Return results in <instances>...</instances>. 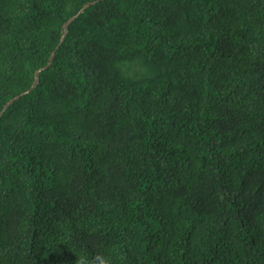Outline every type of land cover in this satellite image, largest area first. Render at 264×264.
<instances>
[{
    "label": "trees",
    "instance_id": "16d2710c",
    "mask_svg": "<svg viewBox=\"0 0 264 264\" xmlns=\"http://www.w3.org/2000/svg\"><path fill=\"white\" fill-rule=\"evenodd\" d=\"M2 112L0 264H264V0H0Z\"/></svg>",
    "mask_w": 264,
    "mask_h": 264
},
{
    "label": "water",
    "instance_id": "95a60500",
    "mask_svg": "<svg viewBox=\"0 0 264 264\" xmlns=\"http://www.w3.org/2000/svg\"><path fill=\"white\" fill-rule=\"evenodd\" d=\"M95 2H90V3H87L85 6H84V8L76 15V16H74L73 18H71L66 24H65V35H64V37L62 38V41L61 42H63L64 41V39L66 38V36H67V34H68V27H69V25H70V23H72L88 6H90V5H92V4H94ZM59 47H57V49H58ZM57 49L53 52V54H52V56H51V58H50V61H49V63H48V65L46 66V67H44L43 69H41V70H38L37 72H36V79H35V82H34V84H33V86L31 87V89H29L27 92H25V93H23V94H21V95H18L17 97H15L14 99H12L6 106H5V109H4V111L10 106V105H12L16 100H18L21 96H23V95H25V94H27V93H29V92H31L34 88H35V86L37 85V83L39 82V74H40V72L42 71V70H45V69H47V68H49L52 64H53V61H54V58H55V55H56V52H57ZM3 111V112H4ZM3 112L0 114V117L2 116V114H3Z\"/></svg>",
    "mask_w": 264,
    "mask_h": 264
}]
</instances>
